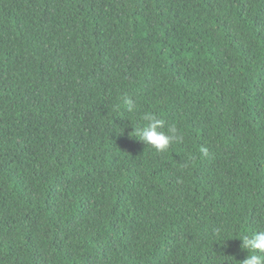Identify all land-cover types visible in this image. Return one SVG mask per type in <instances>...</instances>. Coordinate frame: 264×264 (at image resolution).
I'll list each match as a JSON object with an SVG mask.
<instances>
[{
	"label": "trees",
	"instance_id": "16d2710c",
	"mask_svg": "<svg viewBox=\"0 0 264 264\" xmlns=\"http://www.w3.org/2000/svg\"><path fill=\"white\" fill-rule=\"evenodd\" d=\"M261 221L264 0H0V264H239Z\"/></svg>",
	"mask_w": 264,
	"mask_h": 264
},
{
	"label": "clouds",
	"instance_id": "9594fccd",
	"mask_svg": "<svg viewBox=\"0 0 264 264\" xmlns=\"http://www.w3.org/2000/svg\"><path fill=\"white\" fill-rule=\"evenodd\" d=\"M123 105L128 113L136 111L134 102L130 98H123ZM138 119L142 123L136 124L132 136L151 146L157 153L166 152L174 142H180L183 139L175 125H166L165 121L155 113L145 112ZM202 151L206 150L202 149ZM221 231V228L215 229L217 235ZM239 239L242 242L241 248L247 252V255L238 261L239 264H264V228L258 227L255 230L245 231L241 233Z\"/></svg>",
	"mask_w": 264,
	"mask_h": 264
}]
</instances>
